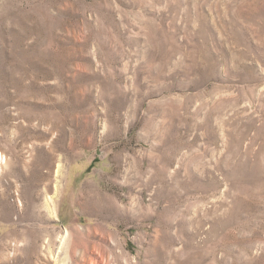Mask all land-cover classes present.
<instances>
[{
  "label": "rangeland",
  "instance_id": "rangeland-1",
  "mask_svg": "<svg viewBox=\"0 0 264 264\" xmlns=\"http://www.w3.org/2000/svg\"><path fill=\"white\" fill-rule=\"evenodd\" d=\"M0 264H264V0H0Z\"/></svg>",
  "mask_w": 264,
  "mask_h": 264
},
{
  "label": "bare ground",
  "instance_id": "bare-ground-1",
  "mask_svg": "<svg viewBox=\"0 0 264 264\" xmlns=\"http://www.w3.org/2000/svg\"><path fill=\"white\" fill-rule=\"evenodd\" d=\"M2 161H3V157H2V155L0 154V165L3 163Z\"/></svg>",
  "mask_w": 264,
  "mask_h": 264
}]
</instances>
